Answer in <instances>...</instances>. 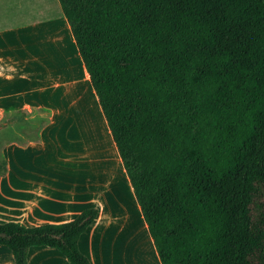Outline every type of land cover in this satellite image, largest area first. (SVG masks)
<instances>
[{"label": "trees", "instance_id": "trees-1", "mask_svg": "<svg viewBox=\"0 0 264 264\" xmlns=\"http://www.w3.org/2000/svg\"><path fill=\"white\" fill-rule=\"evenodd\" d=\"M57 1L160 264H264V0ZM96 215L0 223V245L89 264Z\"/></svg>", "mask_w": 264, "mask_h": 264}, {"label": "crops", "instance_id": "crops-1", "mask_svg": "<svg viewBox=\"0 0 264 264\" xmlns=\"http://www.w3.org/2000/svg\"><path fill=\"white\" fill-rule=\"evenodd\" d=\"M38 106L50 113L40 141L1 151L0 223H62L95 207L77 240L89 264H160L113 141L116 160L101 143V126L109 131L58 1L0 0V119ZM27 261L67 264L46 246L29 248Z\"/></svg>", "mask_w": 264, "mask_h": 264}, {"label": "rangeland", "instance_id": "rangeland-1", "mask_svg": "<svg viewBox=\"0 0 264 264\" xmlns=\"http://www.w3.org/2000/svg\"><path fill=\"white\" fill-rule=\"evenodd\" d=\"M57 11L58 10H55V12ZM81 81L84 87H86L87 96L90 98L92 102V106H94V110H95L94 99L91 97L90 91L86 86L87 85L86 78L82 77ZM4 116L16 117L17 122L14 123L13 125L7 126L0 130V157H1L2 148L7 143H15L19 146H25L29 142H39L40 140L37 141V138L40 134V130L42 129V126L45 124V122L48 121L49 123L50 121L49 110L47 108L39 107V106L26 110H17L15 112L8 113ZM100 125H101V121H100ZM100 131H101L100 132L101 143L104 146V150H106V152L108 153V157L111 160H116L115 154L111 149L112 140H109L107 138L108 132H105L102 126L100 128ZM135 219H138L139 227L144 230V226L142 222L139 220L138 216H136ZM145 238H146V234L142 238H139L138 241L145 242ZM45 257L47 261H53L50 256H45ZM0 264H15L8 249L1 245H0Z\"/></svg>", "mask_w": 264, "mask_h": 264}]
</instances>
